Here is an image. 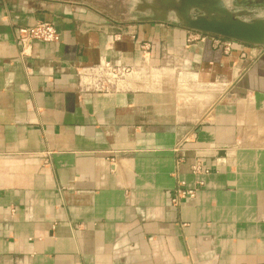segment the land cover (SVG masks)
I'll list each match as a JSON object with an SVG mask.
<instances>
[{"label": "crops", "instance_id": "0c3cea01", "mask_svg": "<svg viewBox=\"0 0 264 264\" xmlns=\"http://www.w3.org/2000/svg\"><path fill=\"white\" fill-rule=\"evenodd\" d=\"M141 1L0 0V264H264V47L114 11ZM102 61L135 74L95 88Z\"/></svg>", "mask_w": 264, "mask_h": 264}, {"label": "water", "instance_id": "95a60500", "mask_svg": "<svg viewBox=\"0 0 264 264\" xmlns=\"http://www.w3.org/2000/svg\"><path fill=\"white\" fill-rule=\"evenodd\" d=\"M138 5L136 12L151 13L142 20L168 22L172 17L187 30L264 47V18L246 20L250 13L232 10L226 0H142Z\"/></svg>", "mask_w": 264, "mask_h": 264}, {"label": "built area", "instance_id": "2783aa9c", "mask_svg": "<svg viewBox=\"0 0 264 264\" xmlns=\"http://www.w3.org/2000/svg\"><path fill=\"white\" fill-rule=\"evenodd\" d=\"M206 38L210 40L211 46L214 49L220 50L224 54H230L237 46L241 45V43L234 40L196 31H192V35L188 36L187 43L189 44L196 41L202 42ZM15 40L21 48V55L23 56L25 55V51L29 50L34 42H42L46 44L58 42L59 34L51 23L44 22L31 27L18 29L16 31ZM141 50L142 54H146L148 48L143 45L141 46ZM134 74L135 73L128 68L113 66L107 61H102L94 68H85L83 72L79 73V76H82L85 80H90L89 84L93 85L95 88L108 89L109 87H120L124 82L131 79ZM188 140V137H186L182 142H180L174 148V152L177 153L181 148V145L188 142ZM181 165L182 160H177L176 170L174 173L176 178L178 177ZM189 171L195 176L209 173V171L203 167L200 160L193 162L189 166ZM184 187L185 184L183 181L178 179L177 187L174 190V197L171 199L172 205L177 206L181 200L194 195L195 190H186Z\"/></svg>", "mask_w": 264, "mask_h": 264}, {"label": "rangeland", "instance_id": "374dc122", "mask_svg": "<svg viewBox=\"0 0 264 264\" xmlns=\"http://www.w3.org/2000/svg\"><path fill=\"white\" fill-rule=\"evenodd\" d=\"M226 2L231 9L250 13L245 18L246 20H252V19L259 18V17H264V0H226ZM136 6L138 8L139 5L138 4L126 5V4L119 2L118 5L115 6L116 10L114 11L116 12L118 11L119 13L124 14L128 12L129 10L135 9ZM140 14L141 13L136 12V15L138 18L147 17V16H141L143 14L141 15ZM145 14L151 16V13L149 12ZM171 20L173 21L172 17H171ZM152 74H153L152 79L154 80V85L155 84L161 85V87L160 86L155 87L158 89H161L162 87H166L168 85V80L172 79L170 76L167 75V73L165 74L163 71H161L160 67H153Z\"/></svg>", "mask_w": 264, "mask_h": 264}]
</instances>
